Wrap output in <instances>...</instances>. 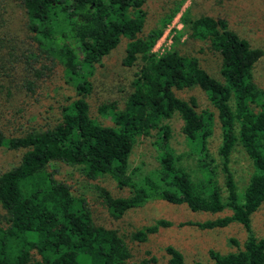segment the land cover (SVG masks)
<instances>
[{
  "label": "trees",
  "instance_id": "trees-1",
  "mask_svg": "<svg viewBox=\"0 0 264 264\" xmlns=\"http://www.w3.org/2000/svg\"><path fill=\"white\" fill-rule=\"evenodd\" d=\"M9 1L24 16L26 46L18 60L28 74L21 83L22 99L5 107L0 98V147L22 149L17 164L0 166V206L4 211L0 264H129L128 239L116 223L126 211L153 199L184 203L191 211L228 208L230 214L224 217L192 222L199 229L237 222L247 231L242 247L235 252L219 255L209 251L211 264H262L264 237L256 238L249 230L250 215L264 201V86L256 85L252 74L262 49L250 46L226 18L207 14L189 17L188 8H184L179 17L182 27L175 30L169 48L153 52L180 2L164 13L157 25L144 31L142 6L146 0ZM2 5L0 0V26L4 23ZM183 35L207 42L208 49L219 56L220 79L203 69L197 57L179 52L176 46ZM121 38L127 39L121 64L131 66L138 61L130 91L121 108L114 102L91 103L87 96L92 75ZM14 51L15 45L6 55L0 54V62L10 63L13 69ZM52 75L71 95L62 101L57 97L34 114L29 104L38 102L35 81ZM191 88L203 91L217 112L224 200L215 186L207 152L213 113L206 108L198 110L193 96L183 99L175 95L176 90ZM5 93L10 94L8 90ZM174 114L182 122L181 132L189 147L185 157L196 156L200 179L191 178L184 155L175 154L167 142L166 122ZM101 118L112 124H102ZM151 129L155 130L151 143L157 166L141 173L138 167H129V156L136 140L151 136ZM235 145L243 149L253 167L239 196L228 167V155ZM52 162L75 166L88 180H111L129 192L117 196L94 185L93 200L73 195L71 187L54 176ZM98 201L108 215L107 225L95 216ZM170 224L158 219L130 232L128 238L144 242ZM183 224L191 223L178 225ZM12 240L21 242L15 255ZM164 252L166 264H184L172 246H166ZM138 264H154V260L143 257Z\"/></svg>",
  "mask_w": 264,
  "mask_h": 264
},
{
  "label": "rangeland",
  "instance_id": "rangeland-1",
  "mask_svg": "<svg viewBox=\"0 0 264 264\" xmlns=\"http://www.w3.org/2000/svg\"><path fill=\"white\" fill-rule=\"evenodd\" d=\"M180 2L178 12L173 16L169 24L163 29L161 36L156 40L154 46H158L157 53L169 48L175 30L181 29L180 14L184 8H188V16L207 14L209 16H221L226 18L230 28L241 38L245 39L250 46L262 49L263 54L254 63L252 74L254 82L258 86H264V0H146L142 8L145 11L144 31L157 25L159 18ZM1 16L4 23L0 26V54L6 55L10 46L15 45V55L12 59L14 69L10 63L0 62V83L2 90L0 98L5 102V107L13 106L16 100L24 97L21 87L22 81L28 74L24 69L18 55L26 46V33L24 29V16L21 9L9 0H3ZM182 38V39H181ZM177 44L180 53L197 57L200 66L211 76L220 79L218 73L220 58L215 52H211L207 47V42L192 40L183 35ZM182 40V42H181ZM127 39L121 38L117 45L102 58L101 66L96 67L91 78V90L87 98L91 103L114 102L121 108L126 95L130 91L129 82L133 72L138 66V61L131 66H123L121 59L124 54V47ZM9 57H13L9 56ZM4 59L7 56L3 57ZM59 70V69H58ZM52 75L35 81L39 91L38 102L29 104L31 112L36 114L43 111L48 105L59 97L61 101L65 95H71L70 89L60 84ZM8 90L10 94L5 95ZM175 95L187 99L190 96L195 98L197 109H208L213 113L212 133L207 140V152L213 167V180L215 186L222 191L221 200H224V174L221 171L220 157L217 149L221 143L220 124L217 112L212 107L203 91L199 88L176 90ZM58 98V99H59ZM27 99V98H25ZM21 107V106H19ZM101 123L111 125L109 119L101 118ZM169 126L168 144L175 154H183V163L191 173L192 179H200L201 174L196 167V156L189 152V147L181 132V120L174 114L166 122ZM151 136L140 137L136 140L129 156V167H138L141 173H147L157 166L156 150L152 146L155 130L150 131ZM22 149H7L0 147V166H10L17 164ZM54 176L64 181L71 187L73 195L83 194L91 200L95 199L94 185H98L117 196L127 195L129 190L126 187L117 188L115 183L108 179L88 180L81 175L75 166H70L61 162H52ZM228 167L236 185L237 195L242 193L244 186L250 176L253 167L251 161L243 149L235 145L228 155ZM205 179V178H204ZM100 201V199H99ZM96 218L101 224H109V218L105 208L101 207ZM4 211L0 206V222ZM230 214L228 208L221 211H191L184 203H171L162 199L149 200L144 206L130 209L117 221L118 230L125 235L127 244L131 250L129 264H138L141 258H152L154 264H166L164 248L172 246L180 252L184 264H211L213 260L209 251L219 255L235 252L242 247L246 239L247 231L237 222H230L224 227L209 229H199L192 222L211 221ZM158 219H164L171 224L160 227L156 233L147 237L144 242L132 241L128 238L130 232L150 225ZM189 221L191 224L178 225L180 222ZM53 232L54 227H48ZM250 233L256 237H264V201L249 217ZM234 239L235 243L229 242ZM21 242L12 240L10 247L15 255ZM32 256L39 258L35 250ZM264 264V262L262 263Z\"/></svg>",
  "mask_w": 264,
  "mask_h": 264
},
{
  "label": "built area",
  "instance_id": "built-area-1",
  "mask_svg": "<svg viewBox=\"0 0 264 264\" xmlns=\"http://www.w3.org/2000/svg\"><path fill=\"white\" fill-rule=\"evenodd\" d=\"M158 46H153V48H152V50H153V52H156L157 51V48ZM163 50H161V51H159L158 53H160V52H162ZM157 53V52H156Z\"/></svg>",
  "mask_w": 264,
  "mask_h": 264
}]
</instances>
